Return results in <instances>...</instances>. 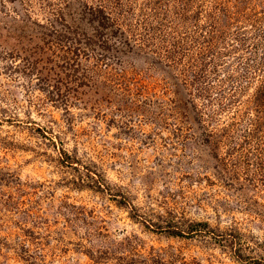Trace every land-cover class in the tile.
I'll return each mask as SVG.
<instances>
[{"label":"rangeland","instance_id":"rangeland-1","mask_svg":"<svg viewBox=\"0 0 264 264\" xmlns=\"http://www.w3.org/2000/svg\"><path fill=\"white\" fill-rule=\"evenodd\" d=\"M262 86L264 0H0V264H264Z\"/></svg>","mask_w":264,"mask_h":264},{"label":"trees","instance_id":"trees-1","mask_svg":"<svg viewBox=\"0 0 264 264\" xmlns=\"http://www.w3.org/2000/svg\"><path fill=\"white\" fill-rule=\"evenodd\" d=\"M259 101H262L263 98H264V86H262L260 89H259ZM193 228V227H192Z\"/></svg>","mask_w":264,"mask_h":264}]
</instances>
